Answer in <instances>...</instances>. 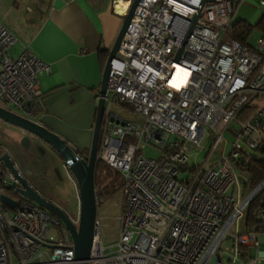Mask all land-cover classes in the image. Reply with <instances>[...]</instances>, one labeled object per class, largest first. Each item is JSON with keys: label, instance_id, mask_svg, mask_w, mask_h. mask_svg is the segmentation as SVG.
Segmentation results:
<instances>
[{"label": "built area", "instance_id": "built-area-1", "mask_svg": "<svg viewBox=\"0 0 264 264\" xmlns=\"http://www.w3.org/2000/svg\"><path fill=\"white\" fill-rule=\"evenodd\" d=\"M117 1L113 10L124 18L134 0H123V14ZM238 2L138 0L110 62L95 163V175L99 162L123 177L120 234L106 251L97 214L86 264H211L216 255L214 264H241L239 257L264 264V210L256 212L257 222L244 223L264 180L245 197L238 185L240 163L255 152L264 129V103L239 119L264 96V36L251 47L228 36ZM16 41L0 21V99L33 119L39 75L51 66L27 46L12 57ZM63 168L75 185L69 218L76 226L77 183ZM1 172L0 193L14 195L7 196L15 205L0 201V264H11L8 244L15 264H75L62 222L20 194L18 178L0 162ZM227 241L233 256L223 254Z\"/></svg>", "mask_w": 264, "mask_h": 264}, {"label": "crops", "instance_id": "crops-1", "mask_svg": "<svg viewBox=\"0 0 264 264\" xmlns=\"http://www.w3.org/2000/svg\"><path fill=\"white\" fill-rule=\"evenodd\" d=\"M263 18L264 0H239L232 25L241 21L255 26ZM123 19L113 10L112 0L104 9L88 0H0V21L17 39L12 57L27 46L51 66L49 74L39 75L41 96L33 119L78 148L91 144L105 64ZM255 32L257 39L264 36L254 28L246 38L248 46H253ZM21 135L0 119V154L13 153ZM40 156L26 162L33 187L34 173L47 166ZM50 158L55 160L53 154Z\"/></svg>", "mask_w": 264, "mask_h": 264}, {"label": "water", "instance_id": "water-1", "mask_svg": "<svg viewBox=\"0 0 264 264\" xmlns=\"http://www.w3.org/2000/svg\"><path fill=\"white\" fill-rule=\"evenodd\" d=\"M137 2L138 0L133 1L128 13L125 15L107 57L97 97L92 140L87 158L80 157L65 139L49 130L47 127L37 123L34 119L19 115L0 106V119L17 128L19 133H24L20 138V145L24 151H20L17 148L18 145H16V148L13 147V153L4 152L0 154V162L18 178L20 182L18 191L20 194L55 215L66 227L73 242L75 264H86L92 243L94 221L97 215L98 204L95 195V163L110 62L117 52L120 40L129 24ZM195 20L196 16L192 19L191 27ZM181 51L182 46L178 49L177 57L180 55ZM39 144H46L53 152H56L63 159L64 164L68 167L70 174L77 183L80 200V216L77 226L72 223L69 216L58 205L43 197L32 186L28 178L29 173L22 170V165L27 162L26 154L37 150ZM240 160L242 161V158H240ZM0 201L9 206L15 205L14 200L3 193H0ZM226 257L229 258L228 256ZM217 259L218 256H214L211 264H214V261ZM235 264H238V262H235Z\"/></svg>", "mask_w": 264, "mask_h": 264}, {"label": "rangeland", "instance_id": "rangeland-1", "mask_svg": "<svg viewBox=\"0 0 264 264\" xmlns=\"http://www.w3.org/2000/svg\"><path fill=\"white\" fill-rule=\"evenodd\" d=\"M257 33L255 32L252 36L253 46H257L259 43V38L257 39ZM257 39V40H256ZM252 105L255 104H263L264 98L262 96L254 98L251 102ZM0 105L5 108L10 109L11 111L22 115L20 111L13 108L10 105L5 104L0 100ZM29 118V117H28ZM22 134V135H21ZM24 133H20L23 136ZM17 138V145L20 151H24L22 146L20 145V138ZM233 135L230 132L225 134V138L230 141L233 139ZM61 137V136H60ZM91 143V141H90ZM89 143V144H90ZM209 141H204V145L209 148ZM46 145V144H45ZM73 145V144H72ZM74 146V145H73ZM221 145L215 150L212 155V158L217 157L220 154ZM43 154H41L40 158L47 165L44 169H38L34 174L33 185L36 187L38 192L43 196L47 197L49 201L58 205L68 216L74 215L76 210L75 204V185L69 179L68 172L63 168V159L56 153L53 152L49 148V146L43 145ZM148 151H145V155L150 156ZM53 154L54 159L50 158V155ZM204 154V153H203ZM49 158V159H48ZM53 160V161H52ZM57 162V163H56ZM108 183L111 186V194L107 196L104 195L102 198L100 206L97 208V214L101 218V239L104 247L107 249L106 251H111L119 239V220L121 215V210L124 203V195H123V177L120 174H112L108 178ZM245 182V178L242 175H238V185L241 192L242 197H245L249 192L244 189L243 185ZM110 190V189H109ZM8 196L14 198L15 196L9 194L10 192L4 191ZM100 198V197H99ZM78 225V224H77ZM76 225V226H77ZM260 242L264 244V236L260 237ZM7 251L11 257V264H15L13 248L10 244L7 246ZM223 254L228 256H233L234 251L232 249V243L227 241L223 246ZM240 263L245 264L244 260L239 257Z\"/></svg>", "mask_w": 264, "mask_h": 264}, {"label": "trees", "instance_id": "trees-1", "mask_svg": "<svg viewBox=\"0 0 264 264\" xmlns=\"http://www.w3.org/2000/svg\"><path fill=\"white\" fill-rule=\"evenodd\" d=\"M94 8L104 9L110 0H88ZM254 28L260 29L264 33V18L255 26L249 25L245 22H235L228 31V36L244 46L246 44V38L252 33ZM251 47V46H248ZM264 98V96H262ZM256 108L255 105L248 104L244 107L242 113L239 115L240 120L246 119ZM36 113V102L32 115ZM70 144V143H69ZM77 154L82 158H87L89 153L90 145L87 147L78 148L70 144ZM119 174L116 171L110 169L102 163L96 164V175H95V195L99 196L102 200L104 195L111 194V186L108 183V178L112 174ZM3 172L0 173L2 175ZM240 175L245 178L244 189L250 192L259 183L264 180V129L262 130L259 145L251 157L240 163ZM110 189V190H109ZM102 202V201H101ZM101 204V203H100ZM100 205H98L99 207ZM259 210H264V187L254 196L249 203L244 217L245 224H252L257 222L255 214Z\"/></svg>", "mask_w": 264, "mask_h": 264}, {"label": "flooded vegetation", "instance_id": "flooded-vegetation-1", "mask_svg": "<svg viewBox=\"0 0 264 264\" xmlns=\"http://www.w3.org/2000/svg\"><path fill=\"white\" fill-rule=\"evenodd\" d=\"M43 145L46 146L45 144H39V145L37 146V150H35V151L33 152V154H31V155H30V153H29V154H28V153L26 154L27 160L30 161V164L32 163L33 159H35V158H37L38 156H40L41 153H44V152H43V149H42V148H43ZM36 156H37V157H36ZM30 159H31L32 161H31ZM23 165L25 166V168H24L23 170H24L25 172H27V170H26V166H27L26 163L23 164ZM27 173H28V172H27ZM29 177H30V176H29ZM29 177H28V178H29Z\"/></svg>", "mask_w": 264, "mask_h": 264}, {"label": "bare ground", "instance_id": "bare-ground-1", "mask_svg": "<svg viewBox=\"0 0 264 264\" xmlns=\"http://www.w3.org/2000/svg\"><path fill=\"white\" fill-rule=\"evenodd\" d=\"M115 8H116V10H117V12H119V13H124V10L126 9V7H127V5L124 3V1L123 0H119V1H117L116 3H115Z\"/></svg>", "mask_w": 264, "mask_h": 264}]
</instances>
